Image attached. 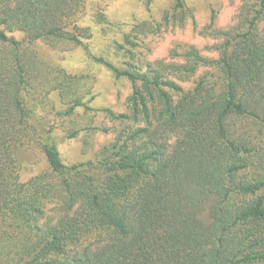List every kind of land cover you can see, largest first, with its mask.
I'll return each mask as SVG.
<instances>
[{
	"label": "trees",
	"instance_id": "16d2710c",
	"mask_svg": "<svg viewBox=\"0 0 264 264\" xmlns=\"http://www.w3.org/2000/svg\"><path fill=\"white\" fill-rule=\"evenodd\" d=\"M98 1L0 0V264H264V0L242 4L217 59L187 53L176 70L212 71L192 90L163 63L143 72L95 57L133 84L130 113L107 111L133 124L103 159L68 165L35 91L59 90L72 117L85 83L45 71L28 45L67 41L90 53L82 21ZM34 150L45 170L25 162Z\"/></svg>",
	"mask_w": 264,
	"mask_h": 264
},
{
	"label": "rangeland",
	"instance_id": "374dc122",
	"mask_svg": "<svg viewBox=\"0 0 264 264\" xmlns=\"http://www.w3.org/2000/svg\"><path fill=\"white\" fill-rule=\"evenodd\" d=\"M245 1L184 0V9L176 10L174 0H99L88 7L82 21L92 27L93 36L85 42L90 53L83 46L67 41L25 44L31 56L43 63L45 71L78 76L85 83L82 99L85 106L76 107L72 117L65 113L74 102L64 100L59 90H45L38 98L35 91L37 113L53 128L65 163L98 162L106 156V148L116 141L118 132L133 124L115 120L107 112L130 113L133 84L115 77L95 57L121 69L136 66L143 72L149 64L163 63L172 79L192 90L202 75L212 73L211 68L201 67L195 75L176 69L190 63L186 56L190 50L217 59V47L224 42L223 33L236 26V17ZM98 12L104 14L105 22H98ZM143 25L146 28L140 34L133 32ZM259 27H264V21ZM9 34L18 40L24 38L20 31ZM127 36H131L134 47L126 44ZM75 132L76 137L71 138ZM25 162H34L41 170L47 168V160L39 150L26 153Z\"/></svg>",
	"mask_w": 264,
	"mask_h": 264
}]
</instances>
